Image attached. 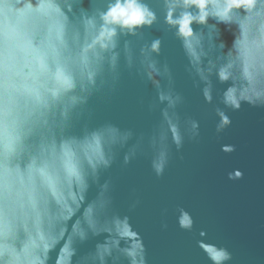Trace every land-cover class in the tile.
I'll use <instances>...</instances> for the list:
<instances>
[{"label":"clouds","instance_id":"clouds-1","mask_svg":"<svg viewBox=\"0 0 264 264\" xmlns=\"http://www.w3.org/2000/svg\"><path fill=\"white\" fill-rule=\"evenodd\" d=\"M161 23L179 41L183 71L218 120L217 139L232 123L225 109L264 108V0H156L155 8L145 0H90L87 9L83 0H0V264H49L58 246L55 264H72L76 242L90 236L105 239L79 264H147L129 217L113 210L110 182L70 232L66 226L122 150L125 166L146 157L159 180L186 143L202 142L200 120L182 114L187 98L177 89L175 66L159 59L164 41L145 37L144 29ZM220 25L232 33L230 46ZM125 73L155 89L139 100L148 114L159 112L148 132L91 126V99L110 103ZM214 81L229 85L218 104ZM168 214L161 210L163 230ZM175 215L181 230L193 231L185 208L177 206ZM199 235L197 247L211 264H233L228 247Z\"/></svg>","mask_w":264,"mask_h":264},{"label":"water","instance_id":"water-1","mask_svg":"<svg viewBox=\"0 0 264 264\" xmlns=\"http://www.w3.org/2000/svg\"><path fill=\"white\" fill-rule=\"evenodd\" d=\"M145 2L156 7V0ZM83 6L89 8L90 0H83ZM220 28L222 39L230 46L232 33L223 25ZM144 34L147 40L164 41L163 55L159 59L167 58L175 66L177 89L187 98L182 114L200 120L202 142L198 145L186 143L183 152L177 154L159 180L146 157H139L125 166L123 157L127 149L122 150L112 167L101 173L99 184L90 185L85 204L66 226L68 231L81 218L83 207L96 199L100 186L110 182L113 210L121 217H129L133 230L143 240L147 264H211L197 247V241L202 239L201 231L207 233L205 242L229 248L234 256L233 264H264V108L245 103L239 111L225 109L232 123L217 139L215 125L218 120L183 71L187 61L179 41L162 23L144 29ZM214 84V102L218 104L220 94L229 85L217 81ZM154 95L155 89L150 83L142 84L125 73L123 87L110 103L99 96L91 99L90 105L95 110L91 126L112 123L137 134L148 132L159 121V112L148 114L139 100L141 97L148 100ZM73 132L78 134L80 127ZM134 142L135 139L129 146ZM232 145L236 151L231 155L221 151L222 146ZM234 170L241 171L243 179L229 180L228 173ZM137 198L141 203L132 210L131 204ZM177 206L192 215L195 221L192 232L179 228L175 215ZM163 208L169 209L167 230L161 227ZM104 239V236H90L84 242H76L72 264H79L80 258L94 251ZM58 251L59 246L50 254L49 264H55ZM121 264H128V261L122 259Z\"/></svg>","mask_w":264,"mask_h":264}]
</instances>
